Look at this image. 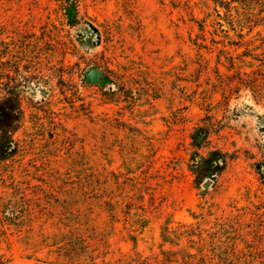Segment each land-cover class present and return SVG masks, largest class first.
<instances>
[{
    "label": "rangeland",
    "instance_id": "obj_1",
    "mask_svg": "<svg viewBox=\"0 0 264 264\" xmlns=\"http://www.w3.org/2000/svg\"><path fill=\"white\" fill-rule=\"evenodd\" d=\"M248 4L0 0V264H264Z\"/></svg>",
    "mask_w": 264,
    "mask_h": 264
},
{
    "label": "trees",
    "instance_id": "obj_2",
    "mask_svg": "<svg viewBox=\"0 0 264 264\" xmlns=\"http://www.w3.org/2000/svg\"><path fill=\"white\" fill-rule=\"evenodd\" d=\"M248 1L249 4H260L264 6V0H246ZM248 4V5H249ZM241 12H238V15H240ZM255 17V16H254ZM254 17L252 13H249L248 15L245 14L244 18L242 20H240L239 25H237V27H235V30H244L246 27H250L251 23L254 22Z\"/></svg>",
    "mask_w": 264,
    "mask_h": 264
},
{
    "label": "water",
    "instance_id": "obj_3",
    "mask_svg": "<svg viewBox=\"0 0 264 264\" xmlns=\"http://www.w3.org/2000/svg\"><path fill=\"white\" fill-rule=\"evenodd\" d=\"M210 185V180L206 181V183L204 184L205 187H208Z\"/></svg>",
    "mask_w": 264,
    "mask_h": 264
}]
</instances>
